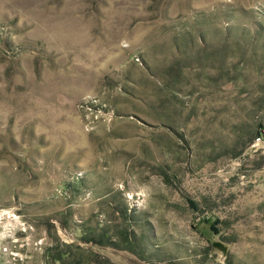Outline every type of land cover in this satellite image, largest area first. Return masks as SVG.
I'll return each mask as SVG.
<instances>
[{"label": "rangeland", "instance_id": "rangeland-1", "mask_svg": "<svg viewBox=\"0 0 264 264\" xmlns=\"http://www.w3.org/2000/svg\"><path fill=\"white\" fill-rule=\"evenodd\" d=\"M263 127L264 0H0V264H264Z\"/></svg>", "mask_w": 264, "mask_h": 264}, {"label": "trees", "instance_id": "trees-1", "mask_svg": "<svg viewBox=\"0 0 264 264\" xmlns=\"http://www.w3.org/2000/svg\"><path fill=\"white\" fill-rule=\"evenodd\" d=\"M258 131H259V132H260V131H261V132L264 131V127H263V129H258Z\"/></svg>", "mask_w": 264, "mask_h": 264}, {"label": "built area", "instance_id": "built-area-1", "mask_svg": "<svg viewBox=\"0 0 264 264\" xmlns=\"http://www.w3.org/2000/svg\"><path fill=\"white\" fill-rule=\"evenodd\" d=\"M255 139L258 140L259 139V136H256Z\"/></svg>", "mask_w": 264, "mask_h": 264}]
</instances>
